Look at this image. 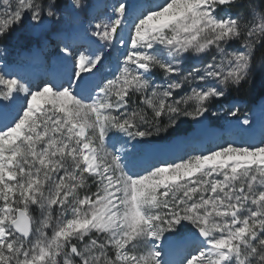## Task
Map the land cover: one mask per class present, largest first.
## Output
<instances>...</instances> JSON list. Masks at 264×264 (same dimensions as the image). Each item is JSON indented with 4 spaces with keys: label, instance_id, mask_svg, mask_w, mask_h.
Listing matches in <instances>:
<instances>
[{
    "label": "snow or ice",
    "instance_id": "1",
    "mask_svg": "<svg viewBox=\"0 0 264 264\" xmlns=\"http://www.w3.org/2000/svg\"><path fill=\"white\" fill-rule=\"evenodd\" d=\"M25 21L75 70L0 69V264H264V124L237 101L208 145L164 143L253 83L264 0H0V39Z\"/></svg>",
    "mask_w": 264,
    "mask_h": 264
},
{
    "label": "rangeland",
    "instance_id": "2",
    "mask_svg": "<svg viewBox=\"0 0 264 264\" xmlns=\"http://www.w3.org/2000/svg\"><path fill=\"white\" fill-rule=\"evenodd\" d=\"M59 2L60 3H67L68 0H59ZM86 2L94 3L95 1L94 0H86ZM108 2H111V0H108ZM128 2L129 3H141V2H143V0H128ZM82 15L84 16L85 19H87L86 14H82ZM63 30H64L63 26L52 24V25H50L49 30H45V31L41 32L40 36L38 37V39H39L38 46L39 47H37V50H36L37 54L39 56L37 58H35V56L30 57V56H27L25 54V52H23L22 54L18 53V51L21 48H23L24 46L30 45L32 43V40H33V38H32L33 29L31 27L30 23L25 21V23L14 28V30L8 36L0 39V69H2L5 64H7L9 67L13 68V70H14V69H17L18 66L25 65V63H28V62H30V63L34 62V64H35L34 67H38V66L41 67V65L43 66V62L41 63V61L45 58H48V56H50L51 54H55V56L54 57L51 56L52 58L50 59V67L51 68H53L54 65L65 66V63L62 60V56L64 54L60 51V48L62 47V45L58 43V37H57V33L61 32ZM34 47L35 46H33L32 49H34ZM32 49H31V51H32ZM35 59H36V62H35ZM192 64H193V59H188L184 63V68L187 70L192 66ZM70 66L74 69L73 62L71 60H68L66 68L67 67L69 68ZM64 70H65V68H64ZM113 70H114V59H113V62L106 63L105 67L101 69L99 76L111 77ZM92 71L94 72L95 69H93ZM16 74L21 78L20 82L26 83L28 85L26 79L29 78V75L27 73H26V75H21L19 73H16ZM82 75L90 76V73L85 72V73H82ZM153 76L155 77L156 81L163 82V76L159 70H155L153 72ZM33 90H35L34 86H33ZM187 90H188V88H187V86H185V91H187ZM235 90H236L235 88L229 90V96H228L229 99H230V94L234 93ZM180 94L182 95L183 93H180ZM237 101L241 102V103H239V109H240V113L244 114L242 112H244L246 110L245 99H240V98L235 97L233 99H230V101H228V99H227V100L223 101V103L214 102L211 105V110L213 112H216L217 115L213 116V115H211V113H208L210 126H212V127H224V126L227 127L228 126L227 122L234 120L235 118L226 115V108L229 104H231L233 102H237ZM37 103H40V100H38ZM253 107H254V105L249 110V113L252 111ZM249 113L246 112L245 114L248 115ZM261 121L264 124V118ZM189 126H192V121L190 118H187V122L182 126V131L188 130ZM169 131H171V129ZM162 135L167 136L168 133H163ZM194 137H195V133L193 131L189 132L188 134H183V135L182 134L176 135L175 133H173L169 140L172 139L171 141H173V140L179 138L182 140L191 139V141H192L194 139L195 143L192 142L193 146H200L203 139H199V138L195 139ZM156 139L158 140L159 137H157ZM209 141L206 143V145L209 144ZM166 144L168 145L169 142H166ZM32 215L38 217L39 216V210L34 209L32 211Z\"/></svg>",
    "mask_w": 264,
    "mask_h": 264
},
{
    "label": "bare ground",
    "instance_id": "3",
    "mask_svg": "<svg viewBox=\"0 0 264 264\" xmlns=\"http://www.w3.org/2000/svg\"><path fill=\"white\" fill-rule=\"evenodd\" d=\"M97 4H101L103 0H94ZM94 2V3H95ZM106 2H108V0H106ZM35 64L33 62V64H29L27 67L30 69L32 75H41L40 71H37L35 73L36 67H34ZM35 73V74H34ZM44 78L42 76H40V81L43 80ZM32 84V83H31ZM33 87V85H31ZM252 113V114H251ZM251 114V115H250ZM250 115V116H249ZM248 116L252 119L254 125H255V135L257 138H259L260 135V131H261V125L263 124L261 120H263L264 118V97L254 105L252 111L248 114ZM229 131L228 126L227 127H212L210 126L209 128L205 129L204 131H201L199 133H195V139H203V141L201 142L200 145H205L212 137L211 134L213 132L215 133H225L227 134V132ZM195 143L194 139L191 141V139H187V140H182V139H175L173 140L170 144H168V147L171 151L173 152H180V149H183V146H185L186 144H192Z\"/></svg>",
    "mask_w": 264,
    "mask_h": 264
},
{
    "label": "trees",
    "instance_id": "4",
    "mask_svg": "<svg viewBox=\"0 0 264 264\" xmlns=\"http://www.w3.org/2000/svg\"><path fill=\"white\" fill-rule=\"evenodd\" d=\"M32 38V43L28 46H24L23 48H29L31 45L38 44V38L34 35ZM23 48H21L20 51H22ZM253 74L254 81L251 85L242 84L239 89H236L234 93L230 94V98H244L247 101L248 109L253 103L258 102L260 98L264 97V50L257 51L254 61ZM192 128V126H189L188 130L182 131V133H188L192 130Z\"/></svg>",
    "mask_w": 264,
    "mask_h": 264
},
{
    "label": "water",
    "instance_id": "5",
    "mask_svg": "<svg viewBox=\"0 0 264 264\" xmlns=\"http://www.w3.org/2000/svg\"><path fill=\"white\" fill-rule=\"evenodd\" d=\"M49 29H50V25L48 26L47 30H49ZM33 34H34V36L39 37L40 34H41V32H35V31H33ZM206 115H207V117H208V120H207L206 125H205L203 128L200 127L199 125H197L194 121H192L193 129H194L195 132H201V131H203L204 129H207V128L209 127V125H210V121H209L208 113H206ZM201 119H202V118H201Z\"/></svg>",
    "mask_w": 264,
    "mask_h": 264
}]
</instances>
